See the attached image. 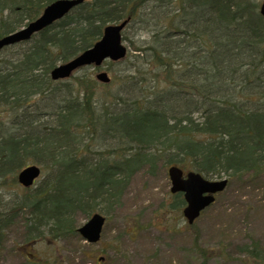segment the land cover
I'll return each mask as SVG.
<instances>
[{
    "label": "trees",
    "instance_id": "trees-1",
    "mask_svg": "<svg viewBox=\"0 0 264 264\" xmlns=\"http://www.w3.org/2000/svg\"><path fill=\"white\" fill-rule=\"evenodd\" d=\"M53 1L0 0V38ZM149 1H85L29 42L0 53V117L7 115L5 124L0 121V178L28 160L45 163L50 172L40 188L0 208V256L7 231L18 222L26 245L76 235V216L89 218L100 203L118 207L131 177L155 160L206 178L264 174V21L248 0H159L174 4L175 13L159 16L152 38L126 57L121 81L140 87L125 101L110 92L102 100L93 75L72 76L76 97L63 98L52 108L51 128L42 126L40 101L61 90L51 70L91 47L106 25L135 24ZM154 82L161 88L146 92ZM101 121L99 137L119 147L112 159L82 161L81 130L96 134ZM175 198L173 207L183 204Z\"/></svg>",
    "mask_w": 264,
    "mask_h": 264
},
{
    "label": "rangeland",
    "instance_id": "rangeland-1",
    "mask_svg": "<svg viewBox=\"0 0 264 264\" xmlns=\"http://www.w3.org/2000/svg\"><path fill=\"white\" fill-rule=\"evenodd\" d=\"M248 1L259 7L264 0ZM174 9V4L165 5L159 0L147 2L142 18L124 31L123 43L130 53L135 54L132 47L144 46L152 38L151 32L157 26L158 17H170L175 13ZM176 18L179 19L178 16ZM168 22L166 19L165 24ZM128 60L117 65H103L101 70L116 80L111 87L100 85L95 90L97 97L106 100L110 92L125 101L133 88L140 87L142 82L131 86L121 81L129 69ZM95 72L90 68L83 69L73 77H81L85 73L94 75ZM145 78L146 83L151 80L148 76ZM138 79L139 76H136L135 80ZM73 81L54 82V87L61 89L57 91L55 99L47 95L41 101L39 98L35 100L40 101L43 107L40 116L42 126L51 128L52 108L61 105L63 98L70 95L76 97ZM63 82L68 84V89ZM149 85L146 92L162 86L160 82H154L153 87L148 89ZM6 116H1L0 121L6 122ZM101 124L102 121L97 124V135L90 127V131L87 128L81 130V135L85 137L80 151L82 161L91 159L95 162L101 157L112 159L114 149L119 147L108 136L104 139L99 137ZM10 130L14 133V128ZM31 164L41 169V175L27 191L16 182V174L20 170L14 175L0 178V208L4 204L8 208V204L21 200L44 183L50 173L48 165L34 160H28L26 165ZM151 166V163L143 166L131 177L118 207L108 209L104 203L97 205L96 212L106 217L97 244L85 243L76 233L62 240L45 237L36 244L26 245L18 222L6 233L0 264H24L27 259L34 264H264V174L229 180L215 202L192 225H188L182 217L183 206L173 207L176 198L169 192L168 166L161 159L155 160V165ZM150 168H153V173H150ZM86 221V217L76 216V227Z\"/></svg>",
    "mask_w": 264,
    "mask_h": 264
},
{
    "label": "water",
    "instance_id": "water-1",
    "mask_svg": "<svg viewBox=\"0 0 264 264\" xmlns=\"http://www.w3.org/2000/svg\"><path fill=\"white\" fill-rule=\"evenodd\" d=\"M84 1L57 0L52 2L44 8L36 20L28 23L19 31L1 38L0 51L5 47L30 40L33 34L63 18L69 11ZM259 13L264 20V1L259 7ZM125 26L126 22H122L119 25L105 27L98 42L76 58L54 68L50 73L51 79L57 81L68 78L72 72L83 66L91 64L100 66L105 60L117 62L124 59L126 48L122 45L121 32ZM96 79L104 84L109 83L105 73L98 74ZM167 173L171 185L170 192L183 195L186 205L182 213L188 224H192L200 213L214 202V195L222 192L227 185L226 179L210 181L195 172H187L183 177V172L177 167H170ZM38 175L39 169L37 167H27L19 173L18 182L24 187H30ZM104 221L101 215L95 214L77 231L86 242L97 243L101 236Z\"/></svg>",
    "mask_w": 264,
    "mask_h": 264
}]
</instances>
